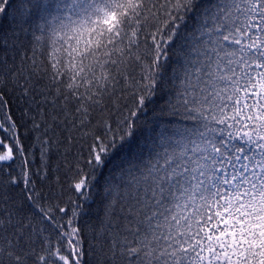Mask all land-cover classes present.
Listing matches in <instances>:
<instances>
[{
	"label": "snow or ice",
	"instance_id": "obj_1",
	"mask_svg": "<svg viewBox=\"0 0 264 264\" xmlns=\"http://www.w3.org/2000/svg\"><path fill=\"white\" fill-rule=\"evenodd\" d=\"M0 264H264V0H0Z\"/></svg>",
	"mask_w": 264,
	"mask_h": 264
}]
</instances>
